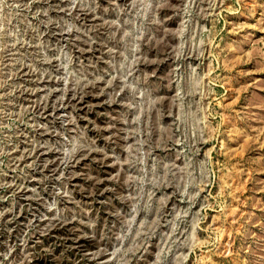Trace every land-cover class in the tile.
Here are the masks:
<instances>
[{"label":"rangeland","instance_id":"obj_1","mask_svg":"<svg viewBox=\"0 0 264 264\" xmlns=\"http://www.w3.org/2000/svg\"><path fill=\"white\" fill-rule=\"evenodd\" d=\"M0 264H264V0H0Z\"/></svg>","mask_w":264,"mask_h":264}]
</instances>
